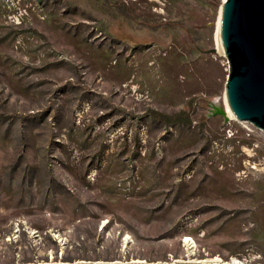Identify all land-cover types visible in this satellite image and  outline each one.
<instances>
[{"label":"rangeland","instance_id":"obj_1","mask_svg":"<svg viewBox=\"0 0 264 264\" xmlns=\"http://www.w3.org/2000/svg\"><path fill=\"white\" fill-rule=\"evenodd\" d=\"M223 3L0 0V264H264Z\"/></svg>","mask_w":264,"mask_h":264},{"label":"water","instance_id":"obj_2","mask_svg":"<svg viewBox=\"0 0 264 264\" xmlns=\"http://www.w3.org/2000/svg\"><path fill=\"white\" fill-rule=\"evenodd\" d=\"M220 36L230 64L226 89L229 109L237 121L249 122L264 131V0H226ZM212 52L217 53V50ZM214 110L226 119V112L216 107Z\"/></svg>","mask_w":264,"mask_h":264},{"label":"bare ground","instance_id":"obj_3","mask_svg":"<svg viewBox=\"0 0 264 264\" xmlns=\"http://www.w3.org/2000/svg\"><path fill=\"white\" fill-rule=\"evenodd\" d=\"M223 1L225 2L226 0H223ZM223 7H224V3L222 5L221 15H220V21H219V27H218V35H217V45H218V49H216L217 50V54H221V55L224 54L223 49H222V46H221V36H220L221 18H222V13H223ZM215 107L217 108V106H215ZM231 119H235V118H234L231 110L229 109L228 112L226 113V120L229 121ZM107 223H108V221H104L103 222V226H106ZM185 242H186V244L190 248H194L196 246L194 240L191 239V238H186L185 239ZM175 263H181V262H175ZM79 264H83V263H79ZM110 264H122V263H110ZM123 264H143V263H123ZM170 264H172V263H170Z\"/></svg>","mask_w":264,"mask_h":264}]
</instances>
